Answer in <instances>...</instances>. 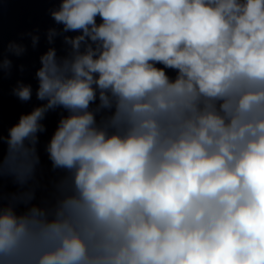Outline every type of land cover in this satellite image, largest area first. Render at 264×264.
Returning a JSON list of instances; mask_svg holds the SVG:
<instances>
[{"label":"clouds","instance_id":"clouds-1","mask_svg":"<svg viewBox=\"0 0 264 264\" xmlns=\"http://www.w3.org/2000/svg\"><path fill=\"white\" fill-rule=\"evenodd\" d=\"M41 2L10 90L39 103L6 133L0 108V264H264V0ZM25 40L0 15V94Z\"/></svg>","mask_w":264,"mask_h":264},{"label":"water","instance_id":"water-1","mask_svg":"<svg viewBox=\"0 0 264 264\" xmlns=\"http://www.w3.org/2000/svg\"><path fill=\"white\" fill-rule=\"evenodd\" d=\"M0 108H1V106H0ZM2 117H3V127H4V130H5V133H6L7 128H8L9 126H8V124H7V121H6V119H5V116H4V114H3V111H2Z\"/></svg>","mask_w":264,"mask_h":264}]
</instances>
